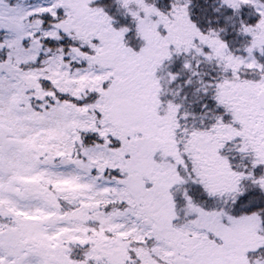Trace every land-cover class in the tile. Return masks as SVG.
Returning <instances> with one entry per match:
<instances>
[{
    "label": "snow or ice",
    "instance_id": "1",
    "mask_svg": "<svg viewBox=\"0 0 264 264\" xmlns=\"http://www.w3.org/2000/svg\"><path fill=\"white\" fill-rule=\"evenodd\" d=\"M0 264H264V0H0Z\"/></svg>",
    "mask_w": 264,
    "mask_h": 264
}]
</instances>
